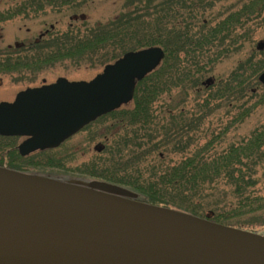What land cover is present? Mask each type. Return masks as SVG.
<instances>
[{"label":"trees","instance_id":"1","mask_svg":"<svg viewBox=\"0 0 264 264\" xmlns=\"http://www.w3.org/2000/svg\"><path fill=\"white\" fill-rule=\"evenodd\" d=\"M75 1L16 0L0 13V23L34 19L39 11ZM226 2L136 0L132 11L109 21L84 20L83 34L44 45L29 41L0 55V73L11 76L23 69L35 78L63 61L102 69L126 52L149 47L164 52L158 68L136 84L131 103L96 121L111 135L100 156L72 173H63L49 152L38 155H45L40 162L20 166L27 157L7 153L14 139L0 137V167L62 181L105 182L132 192L139 202L209 215L215 223L255 232L264 225V198L255 190L258 170H264V123L235 143L223 146V140L264 104V86L258 82L264 49L251 45L242 55L255 29L264 26V0ZM234 56V67L217 76V65ZM208 78L212 84L203 85ZM221 110L229 117L226 124L217 116Z\"/></svg>","mask_w":264,"mask_h":264},{"label":"water","instance_id":"2","mask_svg":"<svg viewBox=\"0 0 264 264\" xmlns=\"http://www.w3.org/2000/svg\"><path fill=\"white\" fill-rule=\"evenodd\" d=\"M163 58L159 47L127 52L88 82L58 78L21 91L0 103V136L27 137L21 156L56 148L130 103ZM258 82L264 86V71ZM135 198L105 182L0 167V264H264V236Z\"/></svg>","mask_w":264,"mask_h":264},{"label":"rangeland","instance_id":"3","mask_svg":"<svg viewBox=\"0 0 264 264\" xmlns=\"http://www.w3.org/2000/svg\"><path fill=\"white\" fill-rule=\"evenodd\" d=\"M15 3L16 0H0V12L9 9ZM233 3H235V0H227L225 4L232 5ZM222 4L223 1L216 3L214 9L217 11L219 6H221ZM118 10L119 3H116V0H99V3L97 2L96 8L89 9L88 15H90V23L109 21L115 17V15L118 13ZM18 28H21V30H19ZM28 29H31L33 35L30 33L28 35L26 33ZM35 29V19L31 20L22 17H17L13 19V22L11 23H0V47H4L8 44L13 45L14 43L28 42L30 38H35ZM252 36L253 43H246L245 46H243V57L246 56L247 52H249L251 45L256 46L259 42L264 43V26L259 25V27H257L253 32ZM237 59L238 56H234L230 59L222 60L215 68V73L217 74V76H225L234 67ZM70 67L65 65V67L60 66L48 69L42 74V78L49 80L63 76L69 79L72 78L73 80L89 81L101 71V69H91L83 65L79 68ZM20 88V86H6L4 88H0V100H10L13 96V92H18L19 90H21ZM217 116L222 119L223 124H226L229 120V117H225V115H223V110H221L217 114ZM214 120L215 118L213 120H210V123L214 124ZM262 123H264V104L258 107L240 126L228 131V133L224 137L223 146L229 143H235L241 138L246 137L255 127L261 125ZM105 135L109 137L108 141H106V144H109L111 141L110 133L106 131L105 124L97 122L87 127L84 132L73 137L59 150L51 151L49 153L50 155H54V158L61 162L59 164V168L64 171L63 173L76 172L79 170L80 166L83 163H87L102 154L101 152L104 148ZM19 142L20 141L18 140H13V144L15 147L9 150L7 153H14L13 151H15V153L18 155L16 151V146ZM101 147L103 148L101 149ZM42 156L45 155H30L27 157L26 162H18V165L21 166L27 164L29 160H35L36 163L40 162V157ZM171 158L177 159L175 156ZM27 171L33 172V170L30 169H27ZM257 178L258 184L255 189L256 194L264 198V170H258ZM253 231L264 236V225L256 227L255 229H253Z\"/></svg>","mask_w":264,"mask_h":264},{"label":"flooded vegetation","instance_id":"4","mask_svg":"<svg viewBox=\"0 0 264 264\" xmlns=\"http://www.w3.org/2000/svg\"><path fill=\"white\" fill-rule=\"evenodd\" d=\"M97 2L99 3V0H86V2L83 4V3H80L79 0H76L74 3H71L69 6H64V7L58 6V7H54L52 10L45 9V10L39 11L38 12L39 14L36 15V17H34L35 25H36V29H35L36 36H34L35 38H30L29 41L30 42L32 41L34 43H41L42 45H44L45 42L47 41L57 42V41L67 40V38L70 37L72 33L73 34H80V33L83 34L86 30L83 25L84 20L90 22V15H88L89 9L96 8ZM116 3H119V10H118V13L115 15V17L118 16L122 12L132 11L134 9L133 7L136 4V0H116ZM75 7L76 9L71 11V9ZM129 8H131V10H129ZM34 19H31V20H34ZM11 22H13V20L7 21V24ZM18 29L21 30V28H18ZM26 33L28 35L29 33L32 34L31 29H28ZM29 41L20 42L18 44L14 43L13 45L8 44L4 47H0V55L4 56V55H7L9 52H15V50L23 47L24 45L31 44ZM22 54H24V52H22ZM1 62L8 63V59L2 58ZM65 65L68 67L70 66L72 67L70 61H63L62 63H59L56 66L65 67ZM0 72H3V69L0 70ZM42 74L37 75L35 78L30 77V76L25 75V72L23 71V69H19L18 71H15V74H12L11 76L6 73H0V88H4L6 86H20L21 87L20 88L21 90H19L18 92L14 93L13 91H11L13 92V96L10 100L2 99L0 100V102L11 103L15 99L16 95L20 93L21 91H25L27 89H36V88H40L43 86H49L55 83V81L58 78H64L70 82L84 81V80H73L72 78L69 79L63 76L46 80L45 78H42L43 76ZM85 129L86 128L81 129L78 133L73 135L68 140L64 141L59 147L55 149L36 151L25 157H22L19 155L17 146L23 141H25L27 139L26 137H1V138H11V139L20 141L18 145L16 146V151L19 157L26 158L33 154L39 155V154H43V153H47L51 151H57L61 147H63L68 141H70L73 137L84 132ZM106 141H107V138L104 136V148L102 149V152L104 151L106 147Z\"/></svg>","mask_w":264,"mask_h":264}]
</instances>
